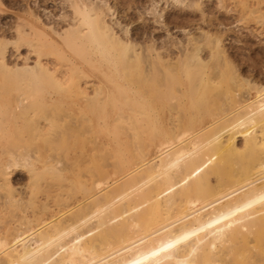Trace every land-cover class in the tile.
<instances>
[{
  "label": "bare ground",
  "instance_id": "bare-ground-1",
  "mask_svg": "<svg viewBox=\"0 0 264 264\" xmlns=\"http://www.w3.org/2000/svg\"><path fill=\"white\" fill-rule=\"evenodd\" d=\"M70 2L71 24L56 33V40L33 28L30 33L17 30V56L22 55L20 43L36 54L33 65L27 64L28 55L22 57L15 70L18 80L29 79L34 92L41 88L44 93L40 83L52 79L50 74L64 79L70 71V77L80 73L88 80L80 83L78 93L86 101L99 97L105 117L107 108H126L119 115L126 133L93 143L90 155L108 154L109 159L94 158L93 177L79 181L78 197L61 195L62 183L70 180L62 167L54 166L49 172L61 184L52 192L45 185L44 192L50 201L56 199V206L47 199L38 205L33 198L21 204L13 197L4 202L16 226L7 223L0 230V264H264V83L248 78L235 64L221 35H189L177 54L154 46L139 49L120 41L97 2ZM257 3L264 6V0ZM259 9L264 12V7ZM52 53L71 61L69 68H50ZM132 63L148 65L147 76L142 74L147 80L141 84L138 77L140 85L128 87L125 107L116 105L98 76L89 79L86 68L106 66L118 77L119 68L132 69ZM162 73L165 78L159 79ZM148 74L154 75L148 79ZM24 158L23 164L6 163L5 171L32 168L28 156ZM6 175L0 187H7Z\"/></svg>",
  "mask_w": 264,
  "mask_h": 264
},
{
  "label": "rangeland",
  "instance_id": "rangeland-1",
  "mask_svg": "<svg viewBox=\"0 0 264 264\" xmlns=\"http://www.w3.org/2000/svg\"><path fill=\"white\" fill-rule=\"evenodd\" d=\"M70 1L71 0H0V43L2 44L0 45V49L2 50V54H0V184L2 183L5 172L7 174L5 178H7L8 181L6 182V184H8L7 187H0V202H3L2 205L0 203V210L2 211L3 218L0 219V230L10 224L13 228L16 226L15 223H13L15 219L13 213L7 212V209L4 210L6 205L4 202H7L6 200L9 197H13L19 204L31 201L30 198L34 199L32 200L36 205L45 204L46 199L48 200L46 202L48 205L53 206L56 204V199H54V197H52L54 199H52L53 202L49 200L51 198H45V196H47V188L48 191L52 192L58 188L56 185L59 186L61 184L60 177H54L56 173L49 172V169L51 171L55 167H62L64 169L62 175L68 177L70 182L62 183L66 186L64 185V191L61 192V195L66 197L65 194L68 193L69 195L78 197L80 195L78 191L80 189L79 181H83V179L90 176L91 178L93 177L94 170L92 168L95 159L97 160L99 157L98 160L102 161L104 155L105 158L103 161L109 159V156H107L108 154H99L96 155L97 157H92L90 151L92 146H94L93 143L95 144L100 140L110 142L114 133H124V129H126L125 120L119 117V115L126 113V108L122 111H113L107 108L109 112H107V116L105 117L102 111L104 107L103 102L99 97H90L86 101L84 96L78 93L77 89L80 83L84 86V81L88 80L80 73L74 72L73 77L72 75L70 77V73H72V71H70L69 77L64 79L60 78L58 73L50 74L49 76H52V79L47 78V80L44 81V79H46L44 78L40 83L42 88L45 89L44 93H40V90H42L41 88L39 92H34L32 86L35 87V85L31 80H18L19 74L15 70L16 66L22 65V57L28 55L30 59L27 61V64L33 65L36 54L32 52L31 54L29 52L30 48L20 43L21 47L19 53L22 55L21 57L17 56V30L22 29L30 33L32 31L31 28H33L36 31L40 30L45 32L55 39L56 33H61L68 28V24H71L70 22L73 16ZM93 1L104 7V14L106 15L105 20L112 26L114 34H116L123 43H131L135 48L139 49H143L145 46H154L160 52H165V49H168L174 54H177L179 52V47L181 49L185 40L190 36L196 37L202 32H208L210 35L214 34L213 36L221 35L224 41L222 43H224L223 45H225V49L227 50V55L233 51L229 56L235 61V64L239 65L241 70L243 69V72L250 76L248 78L260 84L262 82L264 83V52H262L264 51V12L259 9L264 6L260 5V7L257 3L258 0H247V8L246 5H244L246 4L244 0ZM254 3H257L256 6ZM244 8H246L247 11ZM259 18L263 23L261 21L258 22L259 20L257 19ZM253 35L261 36L255 39ZM244 36L245 38L248 37L246 41L244 40ZM259 38L263 40L260 41ZM2 55L5 56L3 61L1 59ZM49 61H51L49 64V66H51L50 68L59 70L68 69V65L71 63V61L64 58V56L56 53H52V55L49 56ZM143 65L146 64L137 63L136 65L132 63L133 70L131 68L127 69V67V70H124L125 68H119L120 73L118 77L108 72L106 66L99 69L86 68L89 69H87L88 75L92 76V78L89 79L95 80L94 77L98 76L100 79L97 77V81L101 80L104 87L113 93L116 105L125 107L129 102L128 87L140 85L139 82L136 81H139L138 77L141 80V84L145 83L143 81L144 78L147 80V77L143 76H147L146 74L144 75V73L148 65ZM103 71H107V74L103 75V73H101ZM92 72L95 75L92 74ZM261 72L263 74L257 75ZM135 73L137 76H135ZM123 74H126V77H124ZM152 75L154 74H148V79L153 77ZM128 76L129 78H127ZM159 76V79L165 78L164 73L159 74ZM129 79L132 80V83ZM134 80L136 82L133 84ZM116 83L120 84V86ZM37 88H35L36 91H38ZM89 90H91L90 87H88V91ZM91 101L94 104L93 106L90 104ZM107 101L109 102V106L110 104L112 105L111 100ZM19 102L22 103L19 104ZM98 103H100L99 106ZM21 104L25 106L23 105V107ZM95 107L99 108L97 109ZM119 126H121L123 130ZM69 130L70 132H68ZM83 130L86 132H82ZM116 130L117 132H115ZM77 132H79L80 135H78ZM74 134L75 137H73ZM77 136L79 139H77ZM79 143H81V145ZM87 151L89 154L88 157L85 158V155L82 154ZM27 156V160L29 159L31 162L30 165L34 166H32V168L29 166L32 170L27 169L28 167H15L5 171L4 168L8 163L19 161L18 159L22 157L19 163L23 164L26 159L24 157ZM81 159H83V161ZM21 160H23L22 163ZM77 160H80V163ZM88 161H90V164ZM84 162L86 164H83ZM29 170L34 173L28 172ZM43 170L46 172H42ZM89 171H91V174ZM48 173L51 174L49 175ZM34 174H36V177L37 175L40 177L36 178L38 179L36 180L37 182L35 181ZM48 182H50V184ZM45 185H47V188ZM44 189H46L45 192ZM52 196H54V194H52ZM5 197L7 198L5 199Z\"/></svg>",
  "mask_w": 264,
  "mask_h": 264
}]
</instances>
